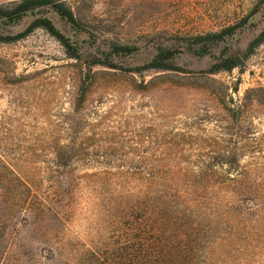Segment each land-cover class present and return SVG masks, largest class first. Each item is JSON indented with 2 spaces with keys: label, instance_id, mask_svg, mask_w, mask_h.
Here are the masks:
<instances>
[{
  "label": "rangeland",
  "instance_id": "obj_1",
  "mask_svg": "<svg viewBox=\"0 0 264 264\" xmlns=\"http://www.w3.org/2000/svg\"><path fill=\"white\" fill-rule=\"evenodd\" d=\"M20 1L0 0V6ZM57 1L73 11L80 30L49 9L15 23L0 19L4 37L42 19L64 39L37 28L0 42V161L64 218L55 219L35 199L30 213L25 190L4 171L0 228L11 236L2 264H90L89 250L116 263L127 224L112 211L138 195L137 181L193 178L190 167L227 159L220 155L234 147L233 132L250 137L239 148L254 144L259 151L241 164H259L252 178L264 186V39L245 56L264 34V0ZM229 28L204 55L186 42ZM113 45L132 50L118 54ZM159 50L176 55L179 72L137 70ZM227 59L242 64L201 75ZM82 86L90 91L78 108ZM242 105L247 112L233 123L225 109ZM69 149L75 165L62 175L55 164Z\"/></svg>",
  "mask_w": 264,
  "mask_h": 264
},
{
  "label": "trees",
  "instance_id": "obj_2",
  "mask_svg": "<svg viewBox=\"0 0 264 264\" xmlns=\"http://www.w3.org/2000/svg\"><path fill=\"white\" fill-rule=\"evenodd\" d=\"M49 9L67 23L81 29L73 11L57 0H22L9 6H0V19L15 23L31 12ZM37 28H43L64 42L49 20L35 21L24 33L16 37L0 35V42H12L28 36ZM231 29L221 33L188 38L187 44L196 47L198 54L204 55L211 48L224 40ZM264 34L252 41L245 56H250L262 43ZM115 53H130L129 47L113 45ZM72 58H78L77 55ZM176 55L170 50H159L153 60L139 71L179 72L175 63ZM113 69L112 64L95 65ZM241 61L227 59L213 65L201 75L214 76L221 72H230L240 66ZM134 71V72H139ZM90 87V86H89ZM90 89L81 87L78 95V108L85 102ZM246 105L236 110L226 108L230 120L238 123L247 112ZM232 129V128H231ZM242 132V131H241ZM241 132L226 133L234 147L225 150L220 157L227 159L220 162L203 163L190 167L187 176H177L179 180L139 179L138 195L127 196L128 202L122 208L112 209L118 221L127 224L125 241L121 244L116 263L112 259H101L94 250H89L93 257L90 264H264V186L261 181L253 179L260 169L259 164L242 165L247 155L257 154L256 147L249 149L238 147L250 137ZM250 134V133H249ZM67 149V148H66ZM255 159V156H252ZM76 155L74 150L66 152L64 162L56 163L57 173L69 174ZM160 167L156 168L158 170ZM136 169V168H134ZM141 169V168H139ZM138 168L136 170H139ZM163 172L165 169H162ZM9 172L25 190L27 199L24 204L30 208L33 199L40 202L43 209L51 212L55 219L64 222L57 211L48 209V205L33 193L31 184L17 174L10 165L0 161V176ZM172 172V171H171ZM192 176V175H191ZM223 176V177H222ZM185 177V178H184ZM190 178V179H189ZM71 185L70 181L66 182ZM186 189V190H185ZM211 190V193H209ZM205 193V194H204ZM25 208V211L29 209ZM32 209V208H30ZM33 214V209L29 210ZM0 258L9 250L10 229L0 228ZM54 247H52L53 249ZM57 251V247H55ZM106 260V261H105ZM41 263V262H39ZM2 264V261H0ZM42 264V263H41Z\"/></svg>",
  "mask_w": 264,
  "mask_h": 264
}]
</instances>
